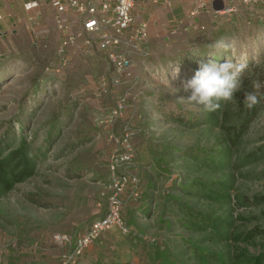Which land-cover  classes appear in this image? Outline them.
Segmentation results:
<instances>
[{
	"label": "rangeland",
	"instance_id": "374dc122",
	"mask_svg": "<svg viewBox=\"0 0 264 264\" xmlns=\"http://www.w3.org/2000/svg\"><path fill=\"white\" fill-rule=\"evenodd\" d=\"M239 8L230 17H219L222 20L207 31L180 30L172 36L165 35L166 41L163 37L157 39L149 60L139 66L144 76L134 78L136 90L128 92L120 132L126 123L140 131L132 141L133 165L137 160L141 168L145 167L147 178L159 181V190L166 193L171 187V196L197 212L213 209L222 216L230 211L233 229L253 233L252 245L246 248L257 255L264 239V21L250 20L252 14ZM221 39L230 43L232 50L217 56L223 53L231 56L233 63L248 65L242 74V91L234 94L231 103L237 106L243 101L244 92L253 91L254 81H259L261 88L259 102L249 109L250 114L235 113L229 120L231 127H236L231 130L235 141L228 152L229 167L215 173L193 156L185 159V151L223 150L228 146L224 136L219 127L207 123L210 112L178 99L188 95L181 89L182 82L192 78L199 62L212 59L191 57L189 53L196 50L206 55L207 44ZM13 48L10 53L0 52V147L6 155L19 137H25L30 142L35 168L31 177L0 198V264H37L43 241L55 233L78 230L89 216V200L94 201L96 191L101 198L102 183L109 182L108 161L115 150L109 136L119 135V119L100 125L109 111L102 108L106 93L91 83L112 76L103 55L94 52L99 63H92L91 58L75 52L70 66L53 74L49 68L56 47L44 49L39 44ZM132 72L127 80L132 78ZM40 147V153L36 152ZM135 174L138 176V172ZM228 177L231 200L224 206L200 199L199 193L196 197L187 195L178 188L184 183L192 187L195 182H222ZM155 195L158 196L157 189ZM182 216L181 212L179 218L171 217L170 232L154 237L158 246L170 236L157 256L160 264H198L191 260L185 240L199 242L202 237L175 221ZM238 246L242 248L244 244ZM214 249L216 246L211 247ZM148 258L153 264L154 258Z\"/></svg>",
	"mask_w": 264,
	"mask_h": 264
},
{
	"label": "crops",
	"instance_id": "0c3cea01",
	"mask_svg": "<svg viewBox=\"0 0 264 264\" xmlns=\"http://www.w3.org/2000/svg\"><path fill=\"white\" fill-rule=\"evenodd\" d=\"M52 1L53 0H0V52L10 53V51L14 49L13 47L17 49L27 45L28 48H33L38 47L39 44H42V48L44 49L46 47L49 49V45L57 49L62 35L55 28V11L51 6ZM61 1L66 2V0ZM131 1L133 2L134 14L148 25L149 38L146 48L150 52V56L151 47H153V44H157V39L163 37L166 41L165 35L172 36L180 30H183L187 24L193 23L188 18L189 13L195 10L200 2L205 6V9L195 17L194 22L200 25L204 30L206 28V31L211 27H215L218 21L222 20L219 19V17L215 18V12L230 5L238 8L240 7L239 9L244 7L243 10H247L242 0ZM33 2H35L36 6L28 12L25 11L24 6ZM248 8L250 11L247 10V14H252L250 20L256 22L264 21V0H255ZM69 16L72 15H66V17ZM230 20L231 18L226 21ZM71 26L74 32L81 31L80 24L75 22L72 23ZM79 43H81V41H79ZM82 57L91 58L90 61H92V63H99V58L96 59L93 57V53ZM132 57L135 63L132 70V78L124 81L118 87L108 90L106 94L104 93L105 95L102 97V100L100 99L102 101L103 110L108 111L112 108L114 100L119 95L134 92L137 87L134 78L138 80V78L144 76L139 70L142 60L138 58V56ZM145 62H147V60ZM110 75L111 74L108 76ZM93 83H91L92 87L98 85V81L95 84ZM137 90H139V88ZM96 108L100 109V106L96 105ZM124 121L125 118H121L116 123V133L119 135L121 134L120 126L125 123ZM104 133L106 134V132ZM140 154L138 155V159H141L142 152H140ZM144 168L140 167L137 160L135 161L134 171L135 173L138 172V176L141 178L142 196L135 204L126 205L122 213L123 221L130 229V234L122 235L117 228H112L103 232L100 237L85 250L78 264H149V256L154 258L152 259L154 261L153 264L161 263H158L156 259L158 258L157 256L164 251L170 236H166L165 240L159 243L158 246V242L155 241L156 238L154 237H157V233L167 232V226L164 223L161 224V221L166 222L169 206L165 205L162 196L165 194L164 191L159 190L156 186L159 181L152 180L149 176L147 178L146 172L143 171ZM93 175L95 176L96 173H93ZM156 189L158 191V196L155 195ZM93 200L94 201L89 200L87 212L89 216L86 220L81 222L80 228L78 230H67L66 233L74 235L83 234L92 222L104 217L106 213V201L99 198L98 191L95 192V199ZM144 238H153L156 243L154 241L150 243L149 241L151 239L145 241ZM40 253L41 260H39L37 264H56L61 250L54 247L50 241V237H48L47 240L43 241ZM25 264L29 263L26 262ZM30 264L32 263L30 262Z\"/></svg>",
	"mask_w": 264,
	"mask_h": 264
},
{
	"label": "built area",
	"instance_id": "2783aa9c",
	"mask_svg": "<svg viewBox=\"0 0 264 264\" xmlns=\"http://www.w3.org/2000/svg\"><path fill=\"white\" fill-rule=\"evenodd\" d=\"M242 2L249 10L248 6L255 0ZM35 6V2L28 3L24 10L28 12ZM51 6L55 11V28L62 35L49 68L51 73L59 74L69 67L71 56L75 52L82 56L96 52L104 56L107 65L112 69V76L102 77L98 81L97 90L106 93L130 78L135 66L132 56H138L143 65L148 60V25L134 14L131 0H53ZM204 9L205 6L200 2L189 13L188 18L193 23L187 24L183 31L204 30L194 22L195 17ZM236 12L237 7L230 5L215 12L214 16L230 17L231 13ZM67 14L72 16L66 17ZM75 22L81 25V31H73L71 24ZM128 97V93L119 95L105 120L100 121V125L113 124L120 119L127 107ZM139 132L130 123H126L120 135L109 136L115 150L107 166L109 182L102 183L101 198L106 201V213L101 219L92 222L83 234L55 233L51 236L52 245L61 250L56 264H78L85 250L103 232L112 228H117L122 235L130 234L122 213L126 205L135 204L142 195L141 180L134 172L132 145Z\"/></svg>",
	"mask_w": 264,
	"mask_h": 264
},
{
	"label": "trees",
	"instance_id": "16d2710c",
	"mask_svg": "<svg viewBox=\"0 0 264 264\" xmlns=\"http://www.w3.org/2000/svg\"><path fill=\"white\" fill-rule=\"evenodd\" d=\"M228 56L229 55H223V53L219 54L216 62L221 63V60L226 59ZM251 56L255 58L254 55ZM229 59H231V56H229ZM242 102L243 101L238 102L239 104L235 106L231 101H221L220 107L216 111L210 112L208 117L209 120H206L208 121L207 123L220 128L224 136L223 140L228 146L223 150L207 151L195 149V152H193V150H189L188 152L185 151V159L193 156V159L199 160L210 172L217 173L228 168V152L231 143L235 141L231 139V130L236 129V127H231L229 120L235 113L240 114L243 112L244 116H246L247 112L250 114L249 109L253 108L245 107ZM51 124H53V122ZM54 126L55 123L53 124V127ZM50 135L51 132H49L48 137ZM46 140L48 141V138ZM8 150L9 151L5 155V150L0 147V198L12 191L15 185L31 177L35 168L30 142H27L25 137H19L16 144H12V147ZM40 151L41 147L36 150V152L39 153ZM228 179L229 177L223 179L222 182H207L201 184L195 182V185L192 187L186 186L184 183L181 187L178 186V188L187 195L196 197L199 193L198 197L200 199H205L224 206L229 204L231 200V196L228 192ZM167 190L168 191L162 196L165 205L169 206V212L167 214L168 217L166 216V222L161 221V224L164 223L167 226V232H170L172 227L171 217L172 219L174 217L179 218L177 215H181L182 212V219L175 221L179 222L182 228L189 231L193 230L202 237L199 242H197V240L193 241L192 239L185 240L189 248L188 251H191L192 261L196 260L198 264H264V239L262 243L258 245L261 247V252L257 255L250 254L246 246L252 245L250 239L253 233H244L237 228L233 229L230 211L222 216H218L213 209L207 213L203 211L197 212L191 210L183 200L171 196L170 191H173L171 187L167 188ZM239 244H244V246L240 248L238 246ZM214 246H216V249L212 251L211 247Z\"/></svg>",
	"mask_w": 264,
	"mask_h": 264
},
{
	"label": "clouds",
	"instance_id": "9594fccd",
	"mask_svg": "<svg viewBox=\"0 0 264 264\" xmlns=\"http://www.w3.org/2000/svg\"><path fill=\"white\" fill-rule=\"evenodd\" d=\"M208 53L199 55L193 50L189 53L191 57L207 56L210 59L207 63L199 62L198 68L194 71L191 79L182 82L181 89L188 95L178 100L187 102L194 106L201 107L204 111H216L221 101L233 100L236 92L242 91V74L246 71V63H233L229 56L223 63H218L217 53H229L232 45L224 40H215L207 44ZM253 91L244 92L242 104L252 108L259 102V90L261 83H252ZM178 91L177 89H174Z\"/></svg>",
	"mask_w": 264,
	"mask_h": 264
}]
</instances>
